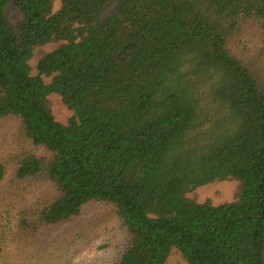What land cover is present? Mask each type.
<instances>
[{"label": "trees", "instance_id": "obj_1", "mask_svg": "<svg viewBox=\"0 0 264 264\" xmlns=\"http://www.w3.org/2000/svg\"><path fill=\"white\" fill-rule=\"evenodd\" d=\"M6 121L25 146L0 186L17 168L30 204L0 253L100 203L116 228L95 264H264V0H0ZM223 181L230 203L187 198Z\"/></svg>", "mask_w": 264, "mask_h": 264}, {"label": "rangeland", "instance_id": "obj_2", "mask_svg": "<svg viewBox=\"0 0 264 264\" xmlns=\"http://www.w3.org/2000/svg\"><path fill=\"white\" fill-rule=\"evenodd\" d=\"M60 8L55 2L54 12ZM12 25L20 20L19 12L10 5L8 8ZM113 13V8L110 10ZM58 46L51 44L34 51L29 62L31 74L37 75L36 66L47 54ZM45 85L51 78L41 77ZM54 119L66 125L73 113L61 102L57 95L49 97ZM25 146L17 126L12 121L0 124V157H8ZM17 168H11L0 186V241L3 233L10 235L17 214L30 204L28 195L21 192V186L16 182ZM238 184L235 181H223L200 187L187 195V198L197 203L209 202L213 206L230 203L234 200ZM48 191H51L49 188ZM109 207L100 203L91 205L83 217L67 225L42 232L35 239L21 244H8L0 253V264H95L106 258V250L101 249L107 241L113 238L114 217ZM166 264H186L179 255L173 254Z\"/></svg>", "mask_w": 264, "mask_h": 264}]
</instances>
